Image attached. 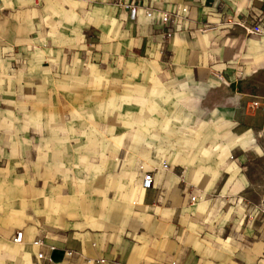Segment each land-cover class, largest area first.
<instances>
[{
    "label": "crops",
    "instance_id": "crops-1",
    "mask_svg": "<svg viewBox=\"0 0 264 264\" xmlns=\"http://www.w3.org/2000/svg\"><path fill=\"white\" fill-rule=\"evenodd\" d=\"M242 25L264 0H0L4 264H264V34Z\"/></svg>",
    "mask_w": 264,
    "mask_h": 264
},
{
    "label": "built area",
    "instance_id": "built-area-1",
    "mask_svg": "<svg viewBox=\"0 0 264 264\" xmlns=\"http://www.w3.org/2000/svg\"><path fill=\"white\" fill-rule=\"evenodd\" d=\"M185 8H177L174 12H165V11H161L159 13V20L161 25L166 26V27H173L179 19L182 18L183 14L185 13ZM137 8L136 7H131L130 8V17L132 19L135 18L136 12H137ZM145 16L147 18H151L153 16V12L152 11H145ZM243 26V25H242ZM244 27V26H243ZM244 29L247 31V33L249 34H259V35H263L264 34V26H253L252 28H247L244 27ZM171 33H167V36H170ZM254 107L257 106V103L252 104ZM139 171L142 173V182H141V188L146 190V189H150L153 185V176L151 174V172H147L143 170L142 166H139ZM194 197L191 198V201H194ZM259 216L264 217V207L260 206L259 207ZM23 240V234L21 231H17L14 233V235L12 236V243L16 244V245H21ZM50 251L54 250V247H50L49 248ZM72 255L71 252H67L66 256L70 257ZM38 259H42L43 255L42 254H38L37 255ZM50 261V260H49ZM63 264V263H60Z\"/></svg>",
    "mask_w": 264,
    "mask_h": 264
},
{
    "label": "rangeland",
    "instance_id": "rangeland-1",
    "mask_svg": "<svg viewBox=\"0 0 264 264\" xmlns=\"http://www.w3.org/2000/svg\"><path fill=\"white\" fill-rule=\"evenodd\" d=\"M15 233V232H14ZM12 236L10 235L7 238L6 232L5 231H1L0 230V264H4V258L5 256L3 255V250L5 249V247L3 246L7 241H9L10 243H12Z\"/></svg>",
    "mask_w": 264,
    "mask_h": 264
}]
</instances>
